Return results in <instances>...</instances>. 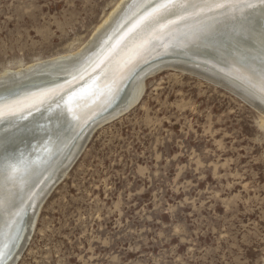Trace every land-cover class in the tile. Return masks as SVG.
I'll list each match as a JSON object with an SVG mask.
<instances>
[{"label": "rangeland", "instance_id": "obj_1", "mask_svg": "<svg viewBox=\"0 0 264 264\" xmlns=\"http://www.w3.org/2000/svg\"><path fill=\"white\" fill-rule=\"evenodd\" d=\"M119 1L0 0V73L80 49ZM25 231L14 264H264V116L158 70Z\"/></svg>", "mask_w": 264, "mask_h": 264}, {"label": "bare ground", "instance_id": "obj_2", "mask_svg": "<svg viewBox=\"0 0 264 264\" xmlns=\"http://www.w3.org/2000/svg\"><path fill=\"white\" fill-rule=\"evenodd\" d=\"M156 2L120 0L80 49L0 73V95L14 89L39 88L0 102V154L8 135L24 137L36 131L31 148L19 151L23 164L12 162L0 169V264H14L15 259L10 257L18 243L20 222L28 207L30 214L36 208L46 181L78 150L94 122L98 120V125L112 120L138 103L150 69L174 65L179 71L235 91L228 80L246 91L245 99L250 103H255L251 96L264 103L258 79L264 64L260 41L264 12L259 4L244 9L243 14L216 7L204 13L210 9L201 7V15L177 31L176 41V30L161 24L162 19L180 9L190 13L196 8L189 7L185 0L167 7L166 0ZM193 2L202 5L203 0ZM145 9L150 10L148 16L101 57L107 42L114 43V36L127 20ZM241 25L246 29L243 33ZM204 30H208L207 35H201ZM210 38L218 41L213 44ZM172 39L176 45L171 44ZM260 105H256L258 112L264 116V106ZM33 122L37 124L30 125ZM55 151L57 157L48 163ZM17 168L19 174L12 170Z\"/></svg>", "mask_w": 264, "mask_h": 264}, {"label": "water", "instance_id": "obj_3", "mask_svg": "<svg viewBox=\"0 0 264 264\" xmlns=\"http://www.w3.org/2000/svg\"><path fill=\"white\" fill-rule=\"evenodd\" d=\"M158 1H162V0H157ZM167 1V0H166ZM156 2V3H157ZM151 4V3H150ZM148 4V5H150ZM167 4V3H166ZM165 5V4H164ZM154 7V5H152ZM157 6V8H160L161 5H155ZM165 7V6H164ZM207 8V7H205ZM150 9V8H149ZM145 9V10H140L139 12H136L130 19L127 20V22L124 24L123 28L117 32V34L114 36L116 37L117 36V39L114 41V43L111 44V40H109V42H107V44L105 45L104 49H103V52L104 53L101 57L105 56L107 53H109V51L116 45L119 44V42H121L126 36H128L131 32H133V30H135L137 28V25L143 20V18L145 16H148L149 14V11L154 9ZM195 9V8H194ZM204 9V8H203ZM201 10V7L199 8H196V10H193V11H189L186 10V9H180L177 13H173L171 14L170 16H167L165 17L164 19H162L163 24L164 26H167L169 25V27H173V29L176 30V37H177V40L178 41V36H177V31L178 30H182V29H185L184 28V25H186L187 22L193 20V19H196V17H198L199 15H201V13L203 11H200ZM213 11L212 9L208 10V11H204V13H209ZM167 18V19H166ZM169 20V22H168ZM256 22V21H255ZM171 31V30H170ZM186 33V32H184ZM185 35V34H184ZM183 36V34H182ZM167 40V37L164 38V40ZM211 39V38H210ZM214 40L212 41V39L210 40L211 43L215 44L216 41H218L217 38H213ZM176 41L174 39H172L171 41V44L173 45H176ZM173 47V46H172ZM249 63H251L252 61H247ZM169 69V65H161L160 67H157V68H154V69H150L149 71H147L145 77H144V80L158 72V70L160 71L161 69ZM170 69H175V70H178V68L174 67L173 66H170ZM152 73H151V72ZM151 73V74H150ZM228 82V84H230V86L232 88L235 89V91H232L228 88H225L223 86H221L220 84H217L219 86H221V88H225L226 91L230 92L232 95L236 96L237 98H239L240 100H242L243 102H245L246 104H248L249 106H251L252 108H254L257 112L259 111V109L257 108V103L260 105V106H264V103H262L261 101H259L258 99H255L253 98L251 95V99H253L255 101V103H250L249 101H247L245 99V95H246V91L244 92L243 89H241L237 84H233L231 83L230 81L226 80ZM21 87H26V85H22ZM37 89H39L38 87H28L27 89H24L22 91H16L15 89L14 90H11L9 91V93H7L6 95H0V102L4 101V99H7L9 97H14V96H18L19 94L21 93H26V92H31V91H36ZM25 91V92H24ZM245 94V95H244ZM249 96V95H248ZM121 98H118L109 108L113 107ZM257 102V103H256ZM109 120V119H108ZM39 122V121H37ZM98 122V120L96 122H94L92 124V126L90 127V129H88V131L85 133L84 137H83V142L81 144V146L78 148V150L73 154V156L71 158H69L65 164L61 165L59 170L57 171V173H55V175L49 180V181H46V185L45 187L42 188V194L40 195V199L39 201L37 202V204L35 205L36 208L34 209V211L30 214L29 213V207L27 209V212L25 213V216H24V219L21 220L20 224H21V227H20V231H19V234H18V239L19 237L21 236L22 232H23V229L26 228V231H27V228H29V230H31L30 228V224L33 222L34 223V219H35V215L37 214L39 208L41 207V205L43 204V202L46 200V198L49 196V194L51 193V191L54 189V187L60 183L63 178L65 177L66 173L69 171V169L73 166V164L75 163V161L77 160V158L79 157V155L81 154V152L83 151L87 141L89 140V137L91 136V133L102 123L104 122H101L100 124H96ZM35 124L34 122L30 125H33ZM37 124V123H36ZM35 124V125H36ZM96 124V125H95ZM42 125V124H40ZM94 126V127H93ZM32 133V134H31ZM29 134H27L26 136H22L24 134H21V135H14L13 136H7L4 140L5 143L3 144V147L1 149H3L0 154V169H3L5 167V165L9 164V163H12V162H16L17 164H23V157L21 156L20 152L19 151H22V150H27L29 148H31V146L33 145L32 143H30L34 137L33 135L36 133V131L33 130V132H31ZM16 136V137H15ZM20 137H23V138H20ZM21 142L24 143L23 146H20L18 144H20ZM6 152H9L7 155L5 154ZM58 152L55 151L53 152V154L51 155L50 159L48 160V163H51L52 160L57 157V154ZM11 157V159H7ZM22 161V163H21ZM34 161H37V159H35ZM63 170V171H62ZM43 185V186H44ZM40 204V205H39ZM27 218H30L29 220V223H26L27 224V227H23ZM1 219V217H0ZM32 223V224H33ZM25 231V232H26ZM29 232V231H28ZM21 238V237H20ZM19 241V240H18ZM16 247V246H15ZM13 247L12 250L15 248ZM17 260V257L15 258V262ZM14 262V263H15Z\"/></svg>", "mask_w": 264, "mask_h": 264}, {"label": "snow or ice", "instance_id": "obj_4", "mask_svg": "<svg viewBox=\"0 0 264 264\" xmlns=\"http://www.w3.org/2000/svg\"><path fill=\"white\" fill-rule=\"evenodd\" d=\"M178 2V0H167V4L164 5L167 7V5H174ZM185 2L188 4L189 7L192 8H199V7H208L209 9L216 7V8H228L235 11H239L241 14H243L244 9L248 8H254L257 4L261 6L262 12H264V0H203L202 5L194 3L193 0H185ZM241 33L245 32L246 29L243 25H241L240 28ZM208 30L202 31L201 35H207ZM260 41H261V47H262V55H264V29H262L260 34ZM254 75V74H253ZM260 89L262 92H264V64L261 65V73L258 77ZM3 115V109L0 108V116ZM11 169V166H10ZM19 174V169H12Z\"/></svg>", "mask_w": 264, "mask_h": 264}]
</instances>
